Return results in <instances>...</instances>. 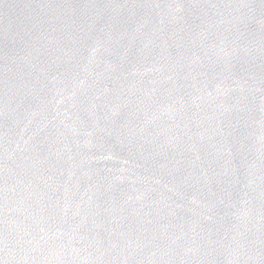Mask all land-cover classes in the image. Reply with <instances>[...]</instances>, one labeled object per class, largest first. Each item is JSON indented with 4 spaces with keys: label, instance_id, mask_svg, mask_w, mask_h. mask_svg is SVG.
<instances>
[{
    "label": "water",
    "instance_id": "water-1",
    "mask_svg": "<svg viewBox=\"0 0 264 264\" xmlns=\"http://www.w3.org/2000/svg\"><path fill=\"white\" fill-rule=\"evenodd\" d=\"M0 264H264V0H0Z\"/></svg>",
    "mask_w": 264,
    "mask_h": 264
}]
</instances>
